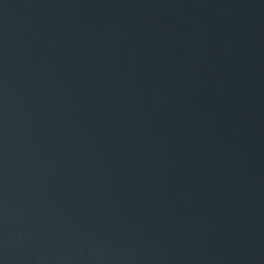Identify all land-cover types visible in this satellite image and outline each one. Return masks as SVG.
<instances>
[{
  "label": "water",
  "instance_id": "obj_1",
  "mask_svg": "<svg viewBox=\"0 0 264 264\" xmlns=\"http://www.w3.org/2000/svg\"><path fill=\"white\" fill-rule=\"evenodd\" d=\"M0 264H264V0H0Z\"/></svg>",
  "mask_w": 264,
  "mask_h": 264
}]
</instances>
